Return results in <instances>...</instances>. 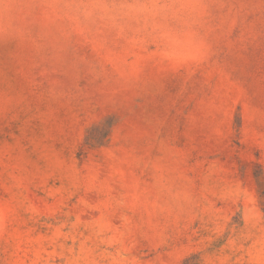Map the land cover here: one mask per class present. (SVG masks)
Returning a JSON list of instances; mask_svg holds the SVG:
<instances>
[{
    "label": "rangeland",
    "instance_id": "rangeland-1",
    "mask_svg": "<svg viewBox=\"0 0 264 264\" xmlns=\"http://www.w3.org/2000/svg\"><path fill=\"white\" fill-rule=\"evenodd\" d=\"M0 264H264V0H0Z\"/></svg>",
    "mask_w": 264,
    "mask_h": 264
}]
</instances>
